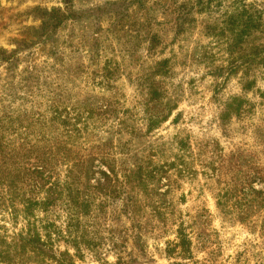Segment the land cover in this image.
Segmentation results:
<instances>
[{
    "label": "rangeland",
    "instance_id": "rangeland-1",
    "mask_svg": "<svg viewBox=\"0 0 264 264\" xmlns=\"http://www.w3.org/2000/svg\"><path fill=\"white\" fill-rule=\"evenodd\" d=\"M244 10L264 22V0H0V134L52 102L95 110L55 175L72 166L87 202L78 264H264V65H240L254 40L226 25ZM178 230L190 251L169 257Z\"/></svg>",
    "mask_w": 264,
    "mask_h": 264
},
{
    "label": "trees",
    "instance_id": "trees-1",
    "mask_svg": "<svg viewBox=\"0 0 264 264\" xmlns=\"http://www.w3.org/2000/svg\"><path fill=\"white\" fill-rule=\"evenodd\" d=\"M57 13L52 11L49 18L52 19ZM226 25H229L227 30L232 35L233 47L244 50L241 49L243 44L248 45L252 39L255 41L250 48L249 45L245 48L240 65L246 70L264 65V22L244 10L243 13L230 15ZM54 26L50 24L49 28L53 29ZM156 64L153 73L160 75L165 62ZM150 95L151 99L158 100L159 89L152 88ZM47 110L49 117L40 110L37 114L32 113L27 118V126H23L24 132L19 133L14 127L9 131V136L0 134V144H3V148L0 147V188L4 191L0 192V264H25L27 261L35 264H78L77 260L84 261L85 250L90 249L93 242L87 226L83 224V219L87 221L90 216L89 212L81 210V206L87 207V202L71 196L73 192L69 190L72 166H65L63 178L55 175L59 173L56 167L67 160L63 151L66 145L95 126V110L77 108L68 111L59 108L55 102ZM63 111L66 112L64 115ZM170 112L169 109L164 114H151L147 129L165 121ZM4 118L10 123L12 116L5 114ZM56 120H60L61 128L52 130ZM16 158L21 162L20 167L14 166ZM153 173L154 169L148 172L147 177ZM107 174L113 172L109 170ZM104 176L108 178L105 173ZM58 205L63 208L64 215L52 220L49 215ZM176 234L173 246L166 250L167 255H188L189 240L181 230ZM60 244L63 249L58 248ZM98 264L130 262L118 257L115 263L100 260Z\"/></svg>",
    "mask_w": 264,
    "mask_h": 264
}]
</instances>
